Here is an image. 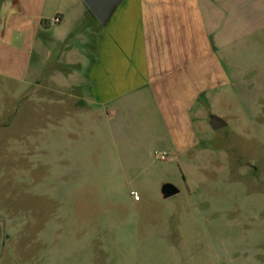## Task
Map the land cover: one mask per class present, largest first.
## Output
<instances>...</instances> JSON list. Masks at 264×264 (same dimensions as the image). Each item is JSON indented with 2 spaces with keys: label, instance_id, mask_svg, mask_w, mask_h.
I'll list each match as a JSON object with an SVG mask.
<instances>
[{
  "label": "rangeland",
  "instance_id": "1",
  "mask_svg": "<svg viewBox=\"0 0 264 264\" xmlns=\"http://www.w3.org/2000/svg\"><path fill=\"white\" fill-rule=\"evenodd\" d=\"M5 37L31 55L0 63V264H264V29L233 48L235 88L204 99L199 143L180 156L145 104L116 141L85 125L88 68L59 61L52 31ZM77 71V88L60 82ZM167 183L180 193L163 198Z\"/></svg>",
  "mask_w": 264,
  "mask_h": 264
},
{
  "label": "crops",
  "instance_id": "2",
  "mask_svg": "<svg viewBox=\"0 0 264 264\" xmlns=\"http://www.w3.org/2000/svg\"><path fill=\"white\" fill-rule=\"evenodd\" d=\"M9 9L0 33L7 42L15 33L52 31L59 61L87 66L86 94L78 96L91 121L85 125L100 124L103 136L116 141L126 125L124 112L145 104L162 125L153 138L176 156L199 143L196 125H202L204 99L222 87L235 88L233 48L264 29V0H124L106 26L82 0H15ZM54 17L61 21L52 22ZM5 22L10 30L4 32ZM30 55L0 39V63L10 66L7 72ZM79 80L77 71L60 82L77 88ZM102 115L107 120L100 123ZM63 124L62 118V129Z\"/></svg>",
  "mask_w": 264,
  "mask_h": 264
},
{
  "label": "water",
  "instance_id": "3",
  "mask_svg": "<svg viewBox=\"0 0 264 264\" xmlns=\"http://www.w3.org/2000/svg\"><path fill=\"white\" fill-rule=\"evenodd\" d=\"M101 25L106 26L110 21L117 7L124 0H82ZM15 0H0V33L4 21V9L12 5ZM210 125L214 130L225 127L226 122L216 115L210 117ZM180 193V189L171 183L164 184L162 187L163 198L167 199Z\"/></svg>",
  "mask_w": 264,
  "mask_h": 264
},
{
  "label": "built area",
  "instance_id": "4",
  "mask_svg": "<svg viewBox=\"0 0 264 264\" xmlns=\"http://www.w3.org/2000/svg\"><path fill=\"white\" fill-rule=\"evenodd\" d=\"M60 21H61V19L59 17H54L52 19V22H54V23H59ZM154 156L158 160L165 161L168 158V153L165 151H155ZM132 195H134L135 199L138 200L139 197H138L137 192H132Z\"/></svg>",
  "mask_w": 264,
  "mask_h": 264
}]
</instances>
